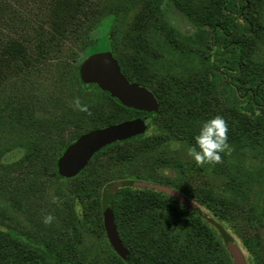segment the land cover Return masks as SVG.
I'll return each instance as SVG.
<instances>
[{
	"label": "trees",
	"instance_id": "16d2710c",
	"mask_svg": "<svg viewBox=\"0 0 264 264\" xmlns=\"http://www.w3.org/2000/svg\"><path fill=\"white\" fill-rule=\"evenodd\" d=\"M172 1L192 22L195 20L199 24L200 21L211 28L210 33L201 30L203 40L199 39L202 47L197 50L198 55L193 47L187 49L164 20L162 0H0V79H3L2 66H9L7 59L28 56V48L16 37L18 27H31L37 34L47 32L42 24L35 30L36 24L30 20L27 6H32L35 11L46 5L50 8L49 13L69 10L71 18L51 23L54 36L47 41V46L39 49H42L41 61L56 54L53 63L59 65L61 81H67V85L64 82L63 85L70 88V99L73 103L80 99L89 109L87 113L79 110L69 113L59 125L36 123L32 117L28 120L14 118L13 129L22 133H14L17 137L13 136L0 146V173L9 166L4 162L7 154L20 149L23 155L19 164L22 166L48 170L54 173L58 183L72 179L76 183L71 189V198L66 201L65 215L51 232H37L33 227L34 230L17 231L5 222L10 216L0 207V264H231L222 256L215 229L197 210L191 211L164 193L150 189L123 187L112 193L111 186L103 188L102 177L107 169L118 163L131 162L138 153L135 151L138 149L131 151L124 147L145 142L143 148H149L152 146L149 141L156 145L172 140L194 146V137L199 134L203 122L216 116H221L227 124V143L231 150L249 149L264 155V63L258 61L264 51V0ZM133 11L136 12L134 20L124 31L125 18ZM112 14H116V20L121 22H116L108 51L119 61L130 81L153 91L160 110L142 138L110 146L97 154L79 175L63 177L58 173V159L80 136L143 114L123 106L96 85L85 88L80 78V66L66 61L61 52L62 40H84L90 44L91 32L103 17ZM4 25L11 26L13 31L9 32ZM119 30L125 32L123 37H118ZM150 31L154 33L149 34ZM156 32L164 37L176 57L187 56L203 67L200 73L183 75L175 80L179 99L187 103L182 109L177 99L163 98L151 85L155 59L162 55L159 45H154L150 37ZM116 40L124 43L118 44ZM122 46L126 47L123 51ZM75 56L72 51L69 59L75 61ZM171 63L174 67L181 66ZM104 101L110 104L111 112L104 114L101 111L91 117L89 113L101 107ZM53 126L57 131H53ZM67 126L75 127L68 141L62 138ZM150 131L162 135L151 140ZM106 155H110L109 164L100 161ZM220 155L218 165L229 173L231 182L241 191H250L255 181L251 183L249 170L238 165L237 173H231L235 169L230 170L227 165L228 151ZM95 161H98V168L92 167V171L98 176L94 179L83 176ZM193 194L189 196L195 202L214 217L228 222L231 204L226 198H218L207 190ZM106 206L113 210L127 256L118 254L107 238L104 227ZM91 237L95 243L88 247L87 239ZM226 241L232 240L226 236ZM245 245L251 250L248 241Z\"/></svg>",
	"mask_w": 264,
	"mask_h": 264
},
{
	"label": "rangeland",
	"instance_id": "374dc122",
	"mask_svg": "<svg viewBox=\"0 0 264 264\" xmlns=\"http://www.w3.org/2000/svg\"><path fill=\"white\" fill-rule=\"evenodd\" d=\"M81 1V0H78ZM161 10L164 20L174 31L175 35L188 47H193L194 53L202 47V31L210 33L208 24L199 21L193 22L186 17L172 0H162ZM65 7V4L62 5ZM27 14L30 20L38 25H44L47 32L37 34L31 27L23 25L18 27L16 37L28 48V56L25 59H7L9 66H2L3 79H0V146L9 141L16 134L21 135L13 129L14 118L28 120L34 118L36 123H48V125L62 124L69 113L76 112L74 103L70 99V88H64L61 81L62 72L57 68L53 60L55 55H50L45 61H41L42 46H47L48 40L54 36L51 32L53 22L61 23L65 18H71V11L54 10L49 13L48 7L44 5L32 11V6H27ZM34 13V15H33ZM136 12L133 11L127 16L123 29L126 31L132 24ZM116 14L103 17L101 22L90 34V44L84 40L75 39L62 40V51L65 60L72 64L81 65L91 56L108 51L110 36L116 28ZM125 22V21H124ZM13 24V23H12ZM12 32L11 26H3ZM4 29V30H5ZM202 30V31H201ZM120 31V33H119ZM118 37L125 35L119 30ZM154 33V32H149ZM15 35V33H13ZM43 36V39L40 38ZM150 36V35H149ZM154 45H159L162 53L161 57H156L153 66L152 87L158 91L165 99H177L179 108H184L187 103L180 98V91L176 87L175 80L184 76H192L200 73V66L185 56L176 57L171 51L164 37L156 32L150 36ZM201 41H200V40ZM199 40V42H198ZM118 44L124 43L121 40ZM47 43V44H46ZM43 44V45H41ZM126 48V47H125ZM122 46L121 51L125 50ZM72 51L76 53L75 61L69 59ZM123 57V54L120 53ZM198 55V54H197ZM196 55V57H197ZM230 56V55H229ZM149 60H153L149 57ZM264 63V51L258 58ZM69 62V63H70ZM171 62L181 65L175 67ZM259 64V65H261ZM264 68V64H262ZM180 76V77H175ZM66 89V90H65ZM109 114L110 104L106 101L103 105L93 110L89 115L96 116L99 112ZM84 117V114L81 116ZM6 124H3L5 120ZM10 120V121H9ZM3 121V122H2ZM53 131H57L54 129ZM75 127L65 128L63 139L70 140ZM62 130V129H60ZM16 131V132H15ZM16 133V134H14ZM54 135L56 132H53ZM150 139L159 138L162 133L150 131ZM17 137V136H15ZM145 143V142H144ZM144 143H135L126 146L124 149L135 150L138 153L131 162L118 163L102 177L104 179V189L117 183L121 184L117 189L131 187L133 189H150L164 193L176 200L179 204L186 206L191 211H196L204 216L205 220L215 229L216 238L220 242L222 256L231 264H234L232 255L228 249L226 236L231 238L239 247L245 258L246 264H264V155L249 149L227 150L229 153L227 165L231 173L236 174L237 167L244 166L251 173V183L253 188L250 191H241L235 183L231 182L228 172H225L218 165L219 163H202L196 161L188 155V148L191 147L185 142L172 140L171 142H159L154 145V141H149V148H143ZM116 153V152H115ZM22 150H13L8 153L4 162L9 166L0 173V207L7 212L10 219L5 222L17 231L36 228L37 232L54 231L60 218L65 215L66 201L71 198V189L75 180H68L58 183L54 173L48 170H31L27 166L19 164L22 158ZM114 155V153L112 154ZM110 156V155H108ZM108 156L100 158L104 164L108 163ZM238 161V163H237ZM96 162L86 170L85 175L92 179L97 177V173L92 171V167H97ZM109 164V163H108ZM98 168V167H97ZM80 178H83L82 176ZM144 184L145 186H142ZM151 186H162L170 188L181 194L187 204L180 202L165 192L151 188ZM211 191L214 196L226 198L231 204V215L228 222H224L214 217L204 206L195 202L189 195L199 191ZM55 198V202H54ZM51 215L54 217L52 223H43L44 217ZM33 227V228H32ZM92 238V239H91ZM87 239V245L92 246L95 242L93 237ZM245 241L251 244V250L245 245Z\"/></svg>",
	"mask_w": 264,
	"mask_h": 264
},
{
	"label": "water",
	"instance_id": "95a60500",
	"mask_svg": "<svg viewBox=\"0 0 264 264\" xmlns=\"http://www.w3.org/2000/svg\"><path fill=\"white\" fill-rule=\"evenodd\" d=\"M79 73L85 88L89 89L96 85L101 90L108 92L123 106L145 112V116L98 128L80 136L66 148L58 159V173L63 177L79 175L97 154L110 146L142 138L160 110L155 94L145 86L130 82L123 73L118 60L109 51L89 57L81 65ZM141 185L145 186L144 184ZM120 186L119 183L114 185L112 193ZM151 188L165 192L187 204L181 194L170 188L162 186H151ZM104 227L107 238L114 250L120 255L127 256L128 252L119 237L113 210L110 206H106L104 210ZM227 246L234 264H246L243 253L235 242L229 241Z\"/></svg>",
	"mask_w": 264,
	"mask_h": 264
},
{
	"label": "clouds",
	"instance_id": "9594fccd",
	"mask_svg": "<svg viewBox=\"0 0 264 264\" xmlns=\"http://www.w3.org/2000/svg\"><path fill=\"white\" fill-rule=\"evenodd\" d=\"M76 110L88 112V106L82 104L80 99L74 101ZM228 127L221 116H216L203 122L199 134L194 137L195 145L188 148V155L192 157L197 164L202 163H219L221 161L220 153L225 150L230 151L227 143ZM55 202V198H54ZM54 217L47 215L43 223H52Z\"/></svg>",
	"mask_w": 264,
	"mask_h": 264
},
{
	"label": "flooded vegetation",
	"instance_id": "af4514ba",
	"mask_svg": "<svg viewBox=\"0 0 264 264\" xmlns=\"http://www.w3.org/2000/svg\"><path fill=\"white\" fill-rule=\"evenodd\" d=\"M109 52H111V51H109ZM112 53V52H111ZM113 54V53H112ZM114 56V55H113ZM115 57V56H114ZM116 58V57H115ZM119 62V61H118ZM120 64V63H119ZM121 66V65H120ZM122 68V67H121ZM130 81V80H129ZM130 82H132V81H130ZM132 83H136V82H132ZM138 84V83H137ZM140 85V84H139ZM141 86H143V85H141ZM146 87V86H145ZM149 89V88H148ZM149 90H151V89H149ZM152 91V90H151ZM153 92V91H152ZM137 111V110H136ZM140 113H143L142 115H140V116H138V117H142V116H145V112H141V111H139ZM138 117H136V118H138ZM133 119H135V118H133ZM130 120V119H129ZM126 121V120H125ZM152 125V124H151ZM151 127V126H150ZM150 127H149V129H150ZM148 129V130H149ZM148 130H147V132H148ZM147 132H146V134H147ZM145 134V135H146Z\"/></svg>",
	"mask_w": 264,
	"mask_h": 264
}]
</instances>
